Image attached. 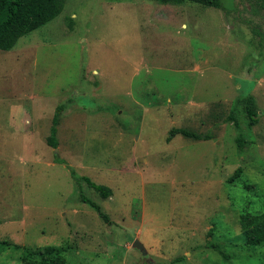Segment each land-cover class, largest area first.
Masks as SVG:
<instances>
[{
	"label": "rangeland",
	"instance_id": "obj_1",
	"mask_svg": "<svg viewBox=\"0 0 264 264\" xmlns=\"http://www.w3.org/2000/svg\"><path fill=\"white\" fill-rule=\"evenodd\" d=\"M222 3L65 0L0 49V264L21 263L14 245H63L66 264H264L240 236L264 211V6Z\"/></svg>",
	"mask_w": 264,
	"mask_h": 264
},
{
	"label": "trees",
	"instance_id": "obj_2",
	"mask_svg": "<svg viewBox=\"0 0 264 264\" xmlns=\"http://www.w3.org/2000/svg\"><path fill=\"white\" fill-rule=\"evenodd\" d=\"M160 4H181L183 2H196L204 6L224 8L222 0H155ZM264 6V0H260ZM65 0H0V49L9 50L15 46L20 37L40 28L44 24L58 16L64 6ZM236 102L243 104L245 116L248 124L253 125L258 121V111L255 107V99L248 94ZM64 105H59L52 117L50 132L46 142L51 147H56L58 141L56 138L57 122L59 110ZM232 121L236 128H239V122L234 114V107L230 110L229 115L224 122ZM176 134H182L185 137L196 140H208L212 136L210 133H199L182 127H172L169 130L167 140ZM239 147L242 148L241 138H237ZM242 174V167L238 166L233 173L227 178L228 182H237ZM78 185L82 182L89 188L98 192L101 197L106 198L110 195L109 187L97 184L87 177H75ZM80 200L91 206L98 215L109 221L107 214L101 209V206L92 199L80 194ZM240 236L243 238V245L248 250H255L256 247L264 244V211L263 212H243L240 215ZM21 248L20 264H66L65 246L63 245H43V246H19ZM217 247L216 245H214ZM222 252V251H221ZM224 257L226 254L222 252Z\"/></svg>",
	"mask_w": 264,
	"mask_h": 264
},
{
	"label": "water",
	"instance_id": "obj_3",
	"mask_svg": "<svg viewBox=\"0 0 264 264\" xmlns=\"http://www.w3.org/2000/svg\"><path fill=\"white\" fill-rule=\"evenodd\" d=\"M133 245L139 249L143 248V245L141 243H139L137 240L133 241Z\"/></svg>",
	"mask_w": 264,
	"mask_h": 264
}]
</instances>
